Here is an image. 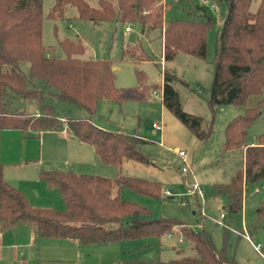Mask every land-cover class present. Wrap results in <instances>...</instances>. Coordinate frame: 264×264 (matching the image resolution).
Instances as JSON below:
<instances>
[{
    "label": "trees",
    "instance_id": "trees-1",
    "mask_svg": "<svg viewBox=\"0 0 264 264\" xmlns=\"http://www.w3.org/2000/svg\"><path fill=\"white\" fill-rule=\"evenodd\" d=\"M252 1L224 0L226 15L216 35L207 98L211 111L221 104L243 108L227 123L220 151L227 154L234 149L243 150L242 165L229 182L213 185V192L222 197L223 209L229 214L239 212L247 190L264 179V133L252 142L247 137L249 127L264 107V0H259L255 10H251ZM67 5L76 8L81 20H117L125 27L138 25L142 33L157 31L164 62L180 52L205 58L207 31L215 22L207 5L199 3L194 4L193 10L183 9L191 18L166 22L167 4L162 0H99L98 7H91L86 0H55L47 16L62 17ZM42 19V0H0V132L17 129L25 137L42 130L66 129L78 141L92 146L103 164L152 163V158L140 150L145 139L135 131L105 130L90 117L100 100L141 101L151 89L160 87L162 104L199 143L208 138L211 125L202 129L203 119L183 110L173 85L177 77L172 71L163 69L159 85L148 83L146 73L136 67V86L117 87L113 61L74 56L83 53L81 42L61 41L67 55L47 56L42 43ZM134 46L124 47L123 56L146 60L148 56ZM249 96L257 98L255 106H246ZM51 99L72 103L88 117L60 115ZM20 101L35 102L36 114L15 108ZM39 179L59 190L63 208L33 206L19 188L4 179L0 161V230L27 224L40 237L64 238L81 247L142 237L160 238L178 228L194 255L166 261L154 258L153 264H238L216 248L205 230H195L177 218L152 217L147 208L120 195L122 188L127 187L160 197L161 185L157 180L126 175L109 177L73 169H41ZM263 215L264 197L257 207V219L248 229H259Z\"/></svg>",
    "mask_w": 264,
    "mask_h": 264
},
{
    "label": "rangeland",
    "instance_id": "rangeland-1",
    "mask_svg": "<svg viewBox=\"0 0 264 264\" xmlns=\"http://www.w3.org/2000/svg\"><path fill=\"white\" fill-rule=\"evenodd\" d=\"M111 1L115 2V0ZM208 1L213 4L212 8L209 6L207 8L215 18V22L207 31L205 58L180 52L171 61L164 62L161 58L160 39L156 37L157 31L154 30L150 34L142 33L140 27L134 24H127L130 30L126 31L125 26L117 20L99 23L81 20L76 8L71 5L66 6L62 17L49 18L47 14L55 0H42V43L47 56L62 58L67 55L61 41L68 40L73 44L81 42L84 51L74 56L113 61L114 82L117 87L136 86V67L146 73L148 83L159 85L162 82L163 69H169L177 77L173 85L183 110L200 116L203 119L201 128L206 129L211 125V131L208 138L203 143H199L197 137L162 104L159 87L157 95H153L151 89L149 96L141 101L127 100L118 103L100 100L95 114L90 117L94 124L105 130L135 131L145 139L140 145V150L152 158V163L124 162L121 166H117L102 164L94 157L92 160L95 164L82 166L77 161L72 167H65L58 158L59 163L53 160V157L62 154L53 151L60 149L55 146L49 147L48 152L44 153V158L39 159V155L37 156V147L32 149L29 156L42 161L44 169L52 165L62 170L73 169L76 172L88 170L109 177L126 175L157 180L161 185L160 197L140 194L127 187L122 188L120 195L123 199L147 208L152 217L177 218L195 230H205L211 235L216 248L238 264H263L257 263V256L253 248L244 240V234H251L253 243L259 242L264 247V215L259 220V229L256 231L248 229L257 219L255 209L264 197V179L260 185H251L249 191L247 190L246 200H243L242 209L235 214L227 213L223 209L222 197L213 192L214 183L229 182L231 176L242 165L241 150L234 149L227 154L220 151L227 123L241 114L243 108L221 104L211 111L207 103L213 77L212 62L216 35L226 15L224 0ZM86 2L91 7H98L99 0H86ZM164 2L167 4L164 12L166 22L191 18L192 15L183 9L193 10L195 3L201 4V0H164ZM258 3L259 0H253L251 10H255ZM127 45L138 46L148 58L141 60L136 57H124L122 49ZM256 100L255 96H249L246 106H255ZM51 101L60 115L88 117L84 110L72 103H62L55 99ZM14 107L36 114L35 102L20 101ZM153 122L161 124V129L153 127ZM261 133H264V107L257 120L248 129V141L254 140ZM28 141L32 140L16 141L18 154L23 152L27 156L25 147ZM179 151L185 153L184 162L178 154ZM72 153L79 158L78 151ZM183 167L186 171H182ZM16 169L17 167L11 168V172L14 173ZM193 185L197 187L196 194L191 191ZM221 213L224 214L222 218ZM89 249L95 250H91L83 264H123L130 261H135L136 264H153L154 258L166 261L183 255L192 256L195 253L175 229L171 235L160 238L142 237L122 240L108 246H90ZM98 249L100 251L96 252Z\"/></svg>",
    "mask_w": 264,
    "mask_h": 264
},
{
    "label": "crops",
    "instance_id": "crops-1",
    "mask_svg": "<svg viewBox=\"0 0 264 264\" xmlns=\"http://www.w3.org/2000/svg\"><path fill=\"white\" fill-rule=\"evenodd\" d=\"M162 1L164 2V0ZM23 139L32 140L28 141L27 147H25L27 156L23 152L19 154L16 152V141L20 142ZM51 146L60 148L53 151L62 153L58 157L51 156L55 163L62 161L65 167H72L77 161L82 166L95 164L93 158H97V156L93 147L78 141L66 129L42 130L35 135L25 137L17 129H6L0 132V161L3 165L4 179L19 188L33 206L60 209L63 201L59 190L55 187H49L39 179V171L44 169L43 162L39 159L44 158V153L48 152ZM36 147L39 159L30 158L29 153ZM73 151H78L80 159L78 156L73 155ZM241 152L243 160V150ZM14 167H17V169L12 173L11 168ZM45 168L58 169L52 165ZM80 172L95 173L88 170H80ZM248 191L244 200L247 198ZM175 230L178 231L177 228ZM244 236V240L253 248L255 256H257V263L264 264V254L262 252L264 247L262 244L259 242L254 244L251 234L245 233ZM94 245L80 247L72 240L40 237L32 226L17 224L11 228L0 230V264H66V262L69 264H83L91 250H95L89 249L90 246ZM99 251L100 249L96 252Z\"/></svg>",
    "mask_w": 264,
    "mask_h": 264
},
{
    "label": "built area",
    "instance_id": "built-area-1",
    "mask_svg": "<svg viewBox=\"0 0 264 264\" xmlns=\"http://www.w3.org/2000/svg\"><path fill=\"white\" fill-rule=\"evenodd\" d=\"M201 4H205V5L209 6L210 8L213 7V4L209 3L208 0H201ZM125 30H126V31L130 30V27H129V26H126V27H125ZM161 93H162V91H161ZM152 94H153V95H157V90L152 91ZM152 126L155 127L156 129H161V124H158V123H152ZM178 154H179L180 157H182V160H183V162H184V161H185V153L182 152V151H179ZM182 171H186V168L183 167V168H182ZM191 191H192L194 194H196V193H197V187H196L195 185H193V186L191 187ZM198 194L201 195V192L198 191ZM223 216H224V214L221 213V214H220V217L222 218ZM219 224L222 225L221 221H219Z\"/></svg>",
    "mask_w": 264,
    "mask_h": 264
},
{
    "label": "water",
    "instance_id": "water-1",
    "mask_svg": "<svg viewBox=\"0 0 264 264\" xmlns=\"http://www.w3.org/2000/svg\"><path fill=\"white\" fill-rule=\"evenodd\" d=\"M115 67L114 66H112V69H114Z\"/></svg>",
    "mask_w": 264,
    "mask_h": 264
}]
</instances>
